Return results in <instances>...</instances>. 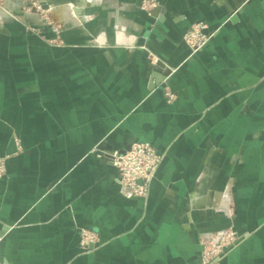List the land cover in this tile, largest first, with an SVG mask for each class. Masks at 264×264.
Returning a JSON list of instances; mask_svg holds the SVG:
<instances>
[{"label": "crops", "instance_id": "1", "mask_svg": "<svg viewBox=\"0 0 264 264\" xmlns=\"http://www.w3.org/2000/svg\"><path fill=\"white\" fill-rule=\"evenodd\" d=\"M143 1L77 0L60 44L0 31V157L22 148L0 179L2 264H200L198 235L228 227L243 241L219 264H264V0ZM134 143L164 155L146 199L109 160Z\"/></svg>", "mask_w": 264, "mask_h": 264}, {"label": "rangeland", "instance_id": "2", "mask_svg": "<svg viewBox=\"0 0 264 264\" xmlns=\"http://www.w3.org/2000/svg\"><path fill=\"white\" fill-rule=\"evenodd\" d=\"M76 4L77 0L61 2H49L46 0H0V31L4 28L5 23H16L22 25L27 33L39 37L48 44H60L63 41L61 37L62 31L77 32V21L74 17V10L71 8ZM151 4H153V0L143 1L140 9L149 8ZM100 5L98 4V6ZM57 7H64L65 13H70L71 16H64L59 21L54 20L51 17V10ZM114 30L116 34L120 35L122 23L117 22ZM46 31L50 32L49 36L46 35ZM15 143L16 151L10 155L3 156L6 157L5 175L7 174V160L10 156H16L22 152L19 142L15 140ZM163 157L164 155H162V160ZM215 211L225 215L229 213L226 209L220 208H217ZM84 232L88 233V235L81 236ZM79 236L78 245L80 250L84 253L92 251L94 244L98 241V235L87 229H82L79 231ZM242 241V236L232 227L199 234L197 245L199 248L200 264H219Z\"/></svg>", "mask_w": 264, "mask_h": 264}, {"label": "built area", "instance_id": "3", "mask_svg": "<svg viewBox=\"0 0 264 264\" xmlns=\"http://www.w3.org/2000/svg\"><path fill=\"white\" fill-rule=\"evenodd\" d=\"M203 29V24H196L184 34V42L192 53L200 51L209 41L210 37L203 34ZM164 94L169 102L173 101L172 93L165 91ZM109 160L117 172L119 194L126 199H146L162 155L149 144L134 143L124 153H113ZM5 162L6 157H0V178L6 176ZM87 235L85 232L81 234Z\"/></svg>", "mask_w": 264, "mask_h": 264}, {"label": "bare ground", "instance_id": "4", "mask_svg": "<svg viewBox=\"0 0 264 264\" xmlns=\"http://www.w3.org/2000/svg\"><path fill=\"white\" fill-rule=\"evenodd\" d=\"M73 10H74V13H75V11H77V8H73ZM52 12V14H51V17L54 19V20H58L59 21V19H62L64 16H65V10H64V8H62V7H57V8H53L52 10H51ZM73 12V11H72ZM73 14V13H72ZM76 14V13H75ZM67 15V14H66ZM71 15V14H70ZM76 19V18H75Z\"/></svg>", "mask_w": 264, "mask_h": 264}, {"label": "water", "instance_id": "5", "mask_svg": "<svg viewBox=\"0 0 264 264\" xmlns=\"http://www.w3.org/2000/svg\"><path fill=\"white\" fill-rule=\"evenodd\" d=\"M75 13H77V11H75ZM124 152H125V151H124ZM124 152H123V153H124Z\"/></svg>", "mask_w": 264, "mask_h": 264}]
</instances>
